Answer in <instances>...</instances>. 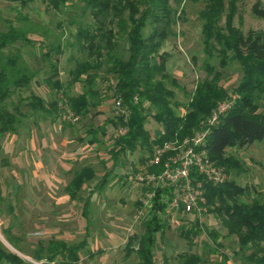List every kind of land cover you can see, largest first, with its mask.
Instances as JSON below:
<instances>
[{"label":"rangeland","instance_id":"obj_1","mask_svg":"<svg viewBox=\"0 0 264 264\" xmlns=\"http://www.w3.org/2000/svg\"><path fill=\"white\" fill-rule=\"evenodd\" d=\"M256 1H235L232 24L245 33L264 30V16L253 11ZM260 1L264 5V0ZM204 4V0L168 2L172 9L171 32L160 52L166 53V73L178 84L169 86L173 91L171 108L179 115L185 113L203 81L215 80L227 93L211 109V115L220 103L238 98L234 88L243 79L242 66L232 52H227L222 65L219 46L212 40L205 46L201 18ZM83 9L80 0H67L58 9L46 0H0V32L11 26L22 28L31 39L17 41L0 51V66L8 57L16 56V66L33 75L28 84H10V94L1 103L15 122L11 129L0 133V242L4 249L32 264H46L44 259L31 256L38 244L46 245L51 239L70 244L86 238V247L80 251L76 264H138L135 252L128 253L125 245L131 235L143 232L142 222L150 201L147 186H142L136 177L153 151L149 153L137 145L133 151L114 154L120 115L114 104L117 96L111 87L113 78L105 74V65L91 70L97 73L93 86L98 91L99 104L83 118L78 114L76 120L64 116L67 110L73 113L66 95H76L87 86L83 81L85 74L74 82L70 72L84 56L77 50L76 29L79 24L92 21ZM225 19L223 13L218 24L223 26ZM59 43L62 52H51L47 58L49 49ZM127 46L126 38H119L117 55L127 58ZM55 58L57 73L51 76ZM49 77L51 83L47 82ZM55 79L60 90L53 86ZM256 96L259 110L264 112V91ZM35 97L41 103H35ZM145 105V127L155 137L162 127L152 117L153 107ZM225 154L240 163V167L225 172L227 179L246 188L239 199L264 201V139L243 147H228ZM84 167H89L94 177L76 188L72 198L67 186ZM204 202L191 213L173 206L167 208L162 218L168 228L162 236L158 235L153 247L156 264H176L180 252L197 254L198 264H249L245 259L248 251L239 248L237 238L207 211ZM183 225H193L197 233L189 239L182 237L179 228ZM87 250L93 254L90 256Z\"/></svg>","mask_w":264,"mask_h":264},{"label":"trees","instance_id":"obj_2","mask_svg":"<svg viewBox=\"0 0 264 264\" xmlns=\"http://www.w3.org/2000/svg\"><path fill=\"white\" fill-rule=\"evenodd\" d=\"M22 1L25 3L29 0ZM46 1L49 6L58 9L67 0ZM80 1L92 21L79 24L76 29L74 39L77 50L84 56L82 60L76 61L74 69L70 72L74 82L81 79V74H85L83 81L87 86L76 95H66L69 109L83 118L91 107L99 104L96 99L98 91L93 86L97 73H91V70L105 65V74L113 78L111 87L114 94L121 97L129 111L126 122L121 116L117 120L121 126H126L127 130L115 138V155L117 152L133 151L137 145L152 153L154 146L180 141L199 129L201 121L227 93L215 80H205L196 88L184 114H176L171 108L173 91L169 84L174 87L178 84L175 78L166 73V53L160 52L164 40L171 32L172 9L168 5L169 0ZM204 1L201 18L205 46L210 40L214 41L219 46L218 53L222 55V65L227 52H232L243 69V79L234 88L238 98H234L231 106L220 115L218 122L210 127L205 141L209 157L218 165H222L226 173H230L232 168L240 167V163L225 154L226 148L243 147L264 139V112L259 110L256 100V94L264 91V30H248L245 33L232 24L236 0ZM253 11L264 16V5L260 0L254 4ZM223 13L226 17L225 24L220 26L218 22ZM147 27L148 31L145 32ZM26 34L27 30L12 26L7 31L0 32V51L17 41L30 42L31 39ZM123 37L128 42L127 58L118 56L116 52L118 39ZM208 50L209 48H206V51ZM51 52H62L60 43L49 49L47 58H50ZM57 61L55 58L54 62H51V76L57 73ZM16 62V56L8 57L0 66V133L11 129L15 122V117L1 104L10 94V84H28L33 76L26 73L25 68L17 67ZM8 66L12 69L9 70ZM50 80V77L47 78V82L51 83ZM52 83L58 90L61 89L58 79ZM35 103H41V100L35 97ZM145 103L153 107L152 117L162 127L161 133L155 137H151L145 127ZM56 106L55 103L54 108ZM93 177L94 173L89 167L76 172L67 186L70 196L75 197V189ZM195 178L202 180L201 175H195ZM245 191V187L236 184L232 179L218 184L206 183L203 193L204 205L208 212L220 219L227 232L237 238L239 248L248 251L245 259L249 264H264V201L258 198L249 201L239 199ZM170 204L168 189L156 188L142 222L143 232L131 235L125 245L128 253L135 252L138 264H156L153 247L158 235L162 236L168 228L162 215ZM195 224L197 225V220ZM196 233L193 225L190 228L184 225L179 228V234L186 239ZM209 234L215 237L214 232L209 231ZM85 247L86 238L70 244L51 239L46 245L38 244L37 250L31 256L36 260L44 259L46 264L55 261L59 264H76L80 259V251ZM87 253L91 256L93 251L87 250ZM176 257V264L200 262V257L194 253L180 252ZM3 263L32 264L16 252L4 249L0 242V264Z\"/></svg>","mask_w":264,"mask_h":264},{"label":"built area","instance_id":"obj_3","mask_svg":"<svg viewBox=\"0 0 264 264\" xmlns=\"http://www.w3.org/2000/svg\"><path fill=\"white\" fill-rule=\"evenodd\" d=\"M234 99L220 103L217 110L200 123V128L180 141L168 142L155 146L152 156L140 167L137 181L147 186L146 196L150 201L156 188H166L171 197V204L185 213L199 209L204 202V186L206 183L218 184L224 182L226 173L209 157L205 141L210 127L218 122L232 104ZM116 112L126 122L129 111L121 97L115 102ZM68 118L76 120L77 116L67 110ZM126 126H121L118 135L126 132ZM195 175H201L202 180Z\"/></svg>","mask_w":264,"mask_h":264},{"label":"crops","instance_id":"obj_4","mask_svg":"<svg viewBox=\"0 0 264 264\" xmlns=\"http://www.w3.org/2000/svg\"><path fill=\"white\" fill-rule=\"evenodd\" d=\"M99 125H101V124H99Z\"/></svg>","mask_w":264,"mask_h":264}]
</instances>
